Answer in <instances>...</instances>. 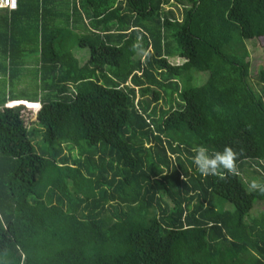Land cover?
Wrapping results in <instances>:
<instances>
[{"label":"trees","instance_id":"trees-1","mask_svg":"<svg viewBox=\"0 0 264 264\" xmlns=\"http://www.w3.org/2000/svg\"><path fill=\"white\" fill-rule=\"evenodd\" d=\"M262 37L264 0L0 10V264H264ZM199 145L243 149L238 175H200Z\"/></svg>","mask_w":264,"mask_h":264},{"label":"clouds","instance_id":"clouds-1","mask_svg":"<svg viewBox=\"0 0 264 264\" xmlns=\"http://www.w3.org/2000/svg\"><path fill=\"white\" fill-rule=\"evenodd\" d=\"M16 8L14 10H16ZM9 11H13V10H9ZM14 102L15 101L11 103ZM13 106H7V104L5 105V107H13ZM24 106L25 108H27L25 104ZM39 109L40 106H38L36 113L38 112ZM193 151L195 154L192 157V161L196 167V170L199 172L200 175L204 177L214 176L221 180L227 179L229 175L231 176L238 175L239 169L237 167V160L243 154V149H241L240 151H236L233 147L226 145L222 151H216L215 153L210 154L207 146L199 145L196 148H194ZM182 179H184V177H182ZM246 192L249 194L254 192H259L260 194L264 195V182L253 179L252 181L249 182L246 188Z\"/></svg>","mask_w":264,"mask_h":264},{"label":"rangeland","instance_id":"rangeland-1","mask_svg":"<svg viewBox=\"0 0 264 264\" xmlns=\"http://www.w3.org/2000/svg\"><path fill=\"white\" fill-rule=\"evenodd\" d=\"M176 11L179 13V9H176ZM178 13H176V16H179ZM245 45H246V49H247L248 54H249V57H248V60H249V76H248L249 77V82L256 89L255 75H256V72H257L258 68L261 67L264 64V37L259 38V39H253V40L245 41ZM75 49H76V51H74V53H75L74 55L66 54L64 57L61 58V62H62L63 67H64V72H66V73L76 70V68L78 66L77 60H78V58H82V56H78L79 54H77V53L83 54V56L85 58V59H80L79 60L80 62H84V61L88 60L89 55H88V52L86 50H79L77 47ZM123 50L130 57H135L136 56V54H134L132 52V50L126 45H123ZM169 60H171L172 62H178V60L175 57L174 58H170ZM204 68H205V66L204 67H199V69L201 71H203ZM30 82H31V80H30V77L28 76L26 78L25 85L27 86L28 84H30ZM26 86H23V85L19 86L18 89H23ZM27 88H29V87L27 86ZM13 105H15V104H13L11 102L7 103V106H13ZM16 105H20V104L16 103ZM25 110H26V113L28 115H35L37 109L25 108ZM67 147L68 146H66V149H67ZM71 153H72L73 156H76L78 152L74 148ZM222 206L224 208L232 209V206L229 203H227V202H222ZM254 210H258V211L261 210L260 204L255 205Z\"/></svg>","mask_w":264,"mask_h":264},{"label":"built area","instance_id":"built-area-1","mask_svg":"<svg viewBox=\"0 0 264 264\" xmlns=\"http://www.w3.org/2000/svg\"><path fill=\"white\" fill-rule=\"evenodd\" d=\"M17 5V0H0V10L9 9L14 10Z\"/></svg>","mask_w":264,"mask_h":264},{"label":"crops","instance_id":"crops-1","mask_svg":"<svg viewBox=\"0 0 264 264\" xmlns=\"http://www.w3.org/2000/svg\"><path fill=\"white\" fill-rule=\"evenodd\" d=\"M71 3H72V0H69ZM76 2H77V5H78V0H76ZM83 33H86V31L85 30H83V32H79L77 35H82ZM76 47H72V48H70V50H69V54H71V55H74L75 53H74V51H76V49H75ZM77 54H79L78 56H82V58H78V61L80 60V59H85L84 58V56H83V54H81V53H77ZM29 68V67H28ZM27 77H28V75H27ZM26 77V78H27ZM26 78L24 79L25 81H26ZM31 80V79H30ZM19 86H22V84H19L18 86H17V88H19ZM19 90V89H18ZM16 102H19V101H15L14 103H16ZM20 102H24V101H20ZM37 104V103H36ZM38 106H40V104L38 103Z\"/></svg>","mask_w":264,"mask_h":264}]
</instances>
